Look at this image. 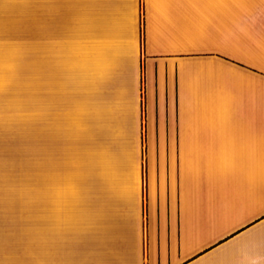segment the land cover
<instances>
[{
    "label": "crops",
    "instance_id": "crops-1",
    "mask_svg": "<svg viewBox=\"0 0 264 264\" xmlns=\"http://www.w3.org/2000/svg\"><path fill=\"white\" fill-rule=\"evenodd\" d=\"M15 43L104 163L0 180V264H264V0H0Z\"/></svg>",
    "mask_w": 264,
    "mask_h": 264
},
{
    "label": "rangeland",
    "instance_id": "rangeland-1",
    "mask_svg": "<svg viewBox=\"0 0 264 264\" xmlns=\"http://www.w3.org/2000/svg\"><path fill=\"white\" fill-rule=\"evenodd\" d=\"M77 130L40 121L39 44H0V180L102 178L98 139Z\"/></svg>",
    "mask_w": 264,
    "mask_h": 264
}]
</instances>
